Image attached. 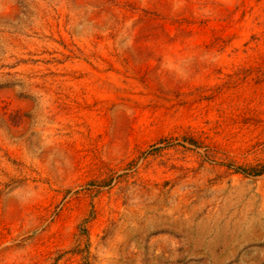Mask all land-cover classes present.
<instances>
[{
  "label": "rangeland",
  "instance_id": "obj_1",
  "mask_svg": "<svg viewBox=\"0 0 264 264\" xmlns=\"http://www.w3.org/2000/svg\"><path fill=\"white\" fill-rule=\"evenodd\" d=\"M0 264H264V0H0Z\"/></svg>",
  "mask_w": 264,
  "mask_h": 264
},
{
  "label": "trees",
  "instance_id": "obj_2",
  "mask_svg": "<svg viewBox=\"0 0 264 264\" xmlns=\"http://www.w3.org/2000/svg\"><path fill=\"white\" fill-rule=\"evenodd\" d=\"M262 173V172H261Z\"/></svg>",
  "mask_w": 264,
  "mask_h": 264
}]
</instances>
